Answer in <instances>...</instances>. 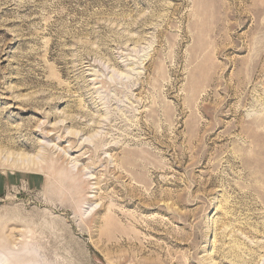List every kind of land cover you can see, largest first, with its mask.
<instances>
[{"label": "rangeland", "instance_id": "1", "mask_svg": "<svg viewBox=\"0 0 264 264\" xmlns=\"http://www.w3.org/2000/svg\"><path fill=\"white\" fill-rule=\"evenodd\" d=\"M20 153L0 222L56 233L11 221L26 262L264 264V0H0Z\"/></svg>", "mask_w": 264, "mask_h": 264}, {"label": "bare ground", "instance_id": "2", "mask_svg": "<svg viewBox=\"0 0 264 264\" xmlns=\"http://www.w3.org/2000/svg\"><path fill=\"white\" fill-rule=\"evenodd\" d=\"M15 155H18V156L11 163L7 159L4 160V161H2V159H0V165H2V166H8V168L22 170L24 172H26V171L27 172H32V171H39V170H41V168L39 169V164L35 161L34 158L33 159L27 158L26 155L23 154V153L15 154ZM49 180L50 179H48V182L46 183V186H50L51 185V182H50L51 180L50 181ZM52 196L53 195H51V197ZM91 198H93V197H89L88 199L90 200ZM110 212H111V214L112 213H117V211L111 210V209H110ZM51 214H52V210H50L49 213H47L46 215H44L45 222H41L40 224H39V222H37L35 225L33 224L34 226L32 225V223L23 222L22 221L23 218H21V220H19L20 218L19 219H16V218L15 219H8V218H6L4 221H1L0 222V254H2V256H4V257H0V264H39V262L37 260L36 261L34 260L33 262L31 261L32 263L26 262L25 261V258H23L24 253H22V250H20V249L18 251L16 250L17 252H15L13 250V248H12L13 247V239L15 238L16 235L19 234V232H17L14 229L7 228V227L9 226L10 222L12 221L13 223H15L14 224L15 227L17 226V224H21L24 228H26V229L28 228V230L31 228V230L33 232L35 230L36 233L32 234L31 231H28V234H30L29 235L30 236L29 238H31V240H32V238L33 239L36 238V241L35 242H37V240H39V238L36 237V235L37 234L39 235V232H40V234L41 233H44V234L46 233V234H48L50 236L51 235L52 236L53 235H56L55 230H54V227L52 225V223H53V221H52L53 217H52ZM24 221H25V219H24ZM60 224H62V223H60ZM105 225L106 226H113V227L116 228V222H114L113 219H111V217H107L106 218ZM21 234L25 235L24 232H22ZM27 261H28V259H27Z\"/></svg>", "mask_w": 264, "mask_h": 264}]
</instances>
